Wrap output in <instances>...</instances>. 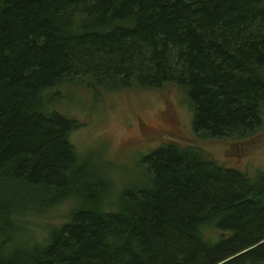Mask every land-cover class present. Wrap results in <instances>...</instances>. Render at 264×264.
I'll use <instances>...</instances> for the list:
<instances>
[{
  "label": "trees",
  "instance_id": "1",
  "mask_svg": "<svg viewBox=\"0 0 264 264\" xmlns=\"http://www.w3.org/2000/svg\"><path fill=\"white\" fill-rule=\"evenodd\" d=\"M78 85H173L197 138L245 141L263 126L264 0H0V264H264V172L165 144L108 206L105 166L51 107ZM66 203L45 241H21L27 215Z\"/></svg>",
  "mask_w": 264,
  "mask_h": 264
},
{
  "label": "rangeland",
  "instance_id": "2",
  "mask_svg": "<svg viewBox=\"0 0 264 264\" xmlns=\"http://www.w3.org/2000/svg\"><path fill=\"white\" fill-rule=\"evenodd\" d=\"M59 92L51 107L79 123L69 142L80 157L95 156L93 161L105 166L109 187L106 203L113 208L111 201L121 191L145 184L138 166L146 169L143 159L165 144L193 146L219 166L237 169L249 177L264 172V105L263 126L255 136L240 142L215 141L193 134L192 107L187 96L173 85L158 91L100 90L97 97L84 85L64 86ZM71 205L66 203L43 216L27 215L21 241H45L50 230L68 220ZM206 237L210 239V235Z\"/></svg>",
  "mask_w": 264,
  "mask_h": 264
},
{
  "label": "bare ground",
  "instance_id": "3",
  "mask_svg": "<svg viewBox=\"0 0 264 264\" xmlns=\"http://www.w3.org/2000/svg\"><path fill=\"white\" fill-rule=\"evenodd\" d=\"M172 86V85H171ZM150 91V90H149Z\"/></svg>",
  "mask_w": 264,
  "mask_h": 264
}]
</instances>
